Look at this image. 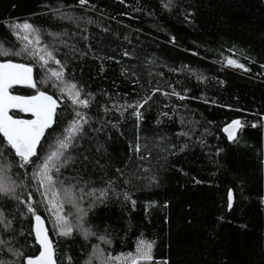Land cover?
Listing matches in <instances>:
<instances>
[{
  "label": "trees",
  "instance_id": "16d2710c",
  "mask_svg": "<svg viewBox=\"0 0 264 264\" xmlns=\"http://www.w3.org/2000/svg\"><path fill=\"white\" fill-rule=\"evenodd\" d=\"M167 3L88 0L80 5L79 0H0V44L11 50L20 47L9 28L13 21H27L40 28L42 43L56 49L57 59L69 61L65 69L68 82L87 85L85 91L95 94L90 109H80L91 118V127H98L101 119L117 125L100 134L85 126L93 139L84 143V148L95 152L99 142L107 150L100 157L105 167L90 169L84 177L92 187L109 191L105 204L89 210L93 198L85 194L87 187L85 192L75 190L88 212L85 226L96 233L94 237L104 235L111 241L106 245L110 254L134 251V242L143 236L155 241L154 260L169 264H207L210 252L227 264H257L264 243V0H173V6L165 8ZM52 9L78 18V23L58 19ZM49 32L59 35L53 37ZM72 45L84 50L90 45L88 59H73ZM6 59L30 64L35 71L36 88L15 87L14 93L47 90L71 119V101L42 80L36 59L0 57ZM228 59L243 64L247 71L229 66ZM155 88L159 91L142 109L139 128L131 109L124 117L115 110L107 114L100 110V104L111 107L108 96L124 104L143 99ZM173 91L185 99L165 95ZM164 112L168 115H161ZM12 114L22 116L21 112ZM235 118L243 126L230 142L221 128ZM253 123L256 128L251 127ZM181 132L189 136L179 135ZM137 134L143 160L128 151ZM44 147L47 149V141ZM217 148L223 150L219 155ZM117 168L129 183H123ZM73 174L71 168L64 171L65 177ZM156 176L158 183H152ZM229 189L233 192L231 208ZM125 191L136 201L135 206L124 201ZM8 204L11 207L5 211L16 215V232L23 229L25 233L17 236L14 247L36 254L39 247L33 235H27V215L15 213L14 202ZM38 214L47 222L57 264H71L69 257L75 264H84L91 241L86 242L77 232L69 237L56 235L43 204ZM0 238L9 239L2 231ZM30 240L33 243L27 247Z\"/></svg>",
  "mask_w": 264,
  "mask_h": 264
},
{
  "label": "snow or ice",
  "instance_id": "6c2138e0",
  "mask_svg": "<svg viewBox=\"0 0 264 264\" xmlns=\"http://www.w3.org/2000/svg\"><path fill=\"white\" fill-rule=\"evenodd\" d=\"M87 2L88 0H79L80 5H85ZM120 3H124V0H120ZM163 6L165 8L172 7L173 0H168V3ZM92 7L95 8L94 5ZM51 12L58 19L78 23V18L61 12L60 9H52ZM188 15L190 16L191 13ZM91 22L89 20V23ZM10 28L12 34L22 40L23 45L17 51L5 50L0 47V56L26 55L33 59L38 58L42 67L48 65L50 61H54L59 69L51 72V76L55 77L51 87L53 89L58 88L60 95L66 96L67 100L71 101L72 112L71 119H68V115L61 111L58 98H54L47 90L42 91L37 88L36 93L29 96L11 95L9 88L13 84H26L28 87L36 88L32 80L33 69L29 64L14 63L11 59L0 62V231L3 235L9 237L7 240L0 238V256L7 255L11 257L8 260L0 259V264H56L53 245L48 238L46 229L43 227L41 215L38 214V207L43 204L52 214L54 217L53 227L57 230L59 236L69 237L73 234L74 229L69 224L67 216L63 214V205L68 203L76 208L79 214L78 221H83L88 214L84 208L79 206L81 198L75 196V190L85 192V187H87L85 194L93 198L88 205L89 210L97 205L105 204L109 191L105 188L96 189L92 187L84 177L90 174V169L95 170L97 167L103 169L105 167V164L101 163L100 157L107 150L105 144L99 142L96 143L95 152L92 151L91 147L84 148V143L93 139V137L88 136L85 126L87 125L93 133L100 134L111 132L117 125L111 121L101 119V121H98V127H91V118L80 109H90L95 101V94L85 91L87 85L68 82L65 69L68 67L69 61L67 59L63 61L57 59L55 48L50 49L48 46L35 47V45L40 44V28L29 22L12 24ZM48 34L54 37L59 35V33L52 32ZM83 39L87 41L88 37L85 36ZM85 48L87 50L72 45L70 48L71 57L75 59L79 56L80 60H87L91 47L85 45ZM65 55L68 56L69 53H65ZM124 55L127 56L128 53L125 52ZM94 58L102 59L100 57ZM107 59H112V57ZM227 64L247 71L243 64L234 59H228ZM261 67L264 68V65H261ZM104 70L103 63H101L100 72L103 73ZM72 79L74 80V77ZM158 91V88L152 89V93L146 95L143 99L134 102L125 101L124 104L118 103L117 100H113L111 96L104 93L111 100V107L106 103L100 104L99 107L105 114L115 110L119 112L121 117H124L131 109L130 115L135 117L136 127L139 128L143 119L142 109ZM116 95L119 96L120 94L117 93ZM165 95H175L178 99H185L184 96L175 91L165 93ZM12 108L19 109L20 112L30 113L31 118L14 119L13 116L8 114L9 109ZM161 115L167 116L168 114L164 112ZM261 119H264V117H261ZM108 124H111V128L108 127ZM242 126L240 120L234 119L222 131L227 134L230 142H234L236 132ZM251 127L256 128L257 124L253 123ZM58 128L61 129L60 132L56 131ZM49 130L51 131L49 132ZM205 131L207 132V129ZM179 135L189 136V133L181 132ZM109 139H111V136H109ZM45 141L48 143L47 149L44 147ZM199 143L203 145L204 140L200 138ZM185 147H187V144L181 146L179 150L183 152ZM128 151L134 153L141 160L145 159L139 143V134H137L134 146L129 143ZM221 151L223 150L217 148L216 154L219 155ZM171 154L175 155V152H171ZM69 168L72 169L74 174L65 177L64 171ZM116 171L120 173L124 184L130 182L128 178L124 177L121 169L117 168ZM193 179L195 180V178ZM195 182L197 184L202 183L199 180H195ZM152 183H158V176L152 178ZM108 184L112 186L113 181L110 180ZM96 192H99L98 196L95 195ZM37 195L41 197L39 201L35 199ZM122 195L125 202H130L135 206L136 201L130 199L127 191L123 192ZM8 201L15 203V213H19L21 217L27 215L30 224L27 235L31 237L34 234V243L39 245L38 254H26L23 248L14 247L17 236H24L25 233L23 229L19 233L16 232L14 227L16 215L5 211L6 208L11 207ZM232 201L233 192L229 189V208L232 207ZM262 203H264V198H262ZM21 206H24L26 212L22 210ZM218 219H222V217ZM82 235L87 242L89 237L95 236L96 233L85 228ZM97 238L105 240L104 235H99ZM107 242L110 243L111 241ZM32 243L30 240L27 247H31ZM154 245L155 241L146 240L141 236L134 242V251L112 255L102 252L98 245L93 244L92 252L85 264H169L167 260H154ZM259 253L257 264H260V257H264V243H261ZM209 256L211 258L207 260V264H227V261L221 262L211 252ZM68 259L71 264H75L71 257Z\"/></svg>",
  "mask_w": 264,
  "mask_h": 264
},
{
  "label": "rangeland",
  "instance_id": "374dc122",
  "mask_svg": "<svg viewBox=\"0 0 264 264\" xmlns=\"http://www.w3.org/2000/svg\"><path fill=\"white\" fill-rule=\"evenodd\" d=\"M25 22H27V21H13L10 25H12V24H23V23H25ZM10 25H9V28H10ZM10 30H11V28H10ZM11 32H12V30H11ZM14 37H15V39H16V42L19 43V45H20V47L17 49V50H19V49L22 47L23 42H22V40H21L20 38H18L17 36H14ZM53 37H54V36H53ZM55 37H56V36H55ZM0 47H2V48L5 49V50H11V49H9V48H5V47H3L1 44H0ZM35 47H40V48L45 47V45L42 43V39H41V38H40V44H39V45H35ZM17 50H11V51H17ZM0 57H3V56H0ZM36 61H37L38 66H39V70H41L42 80H43L44 82H48V83L52 84V82L55 80V77H52V76H51V72H52L53 70H58V69H59V66H58L57 64H55L54 61H50L48 65H45V66L42 67V66H41V63H40V61H39L38 58H36ZM193 71H194V70H193ZM194 72H195V71H194ZM69 83H70V82H69ZM50 87H51V86H50ZM57 90H58V92H59V89H58V88H57ZM62 96H63V95H62ZM62 96H61V98H63V99H64V97L67 98L66 96H63V97H62ZM75 196L78 197L77 194H75ZM79 198H80V197H79ZM43 206H44V205H43ZM79 206H80L81 208H83V207L81 206V204H80ZM44 209H45V211L47 212L48 219H49V222H50V227L54 230L55 234L57 235V230L54 229V227H53V225H54V217H53L52 214L46 209L45 206H44ZM63 214L67 216L68 221H69V224L73 227L74 232H77V233H79V234L82 235L83 230H84L85 228H87V227L85 226L84 221H78V215H79V214L77 213L76 208H73L71 204L65 203V204L63 205ZM78 225H79V226H78ZM87 229H88V228H87ZM82 236H83V235H82ZM89 240L91 241V243H90L91 246H90L89 251H88V254H87V256H86V260L88 259L89 254L92 252V245H93V244L98 245L99 248H100V250H101L102 252H104V253H106V254L109 253V252L107 251V249H106V245H107V240H106V239H105V240H100V239L97 238V236H96V237L91 236V237H89ZM86 260H85V261H86ZM84 264H85V262H84Z\"/></svg>",
  "mask_w": 264,
  "mask_h": 264
},
{
  "label": "water",
  "instance_id": "95a60500",
  "mask_svg": "<svg viewBox=\"0 0 264 264\" xmlns=\"http://www.w3.org/2000/svg\"><path fill=\"white\" fill-rule=\"evenodd\" d=\"M4 60H0V62H3ZM13 61V60H12ZM14 63H23V62H18V61H13ZM26 64V63H25ZM30 65V64H29ZM31 67H32V69H33V71H32V80H33V82H34V84L36 85V82H35V71H34V67L32 66V65H30ZM15 87H19V88H30V89H33V88H31V87H28L26 84H13L10 88H9V93L11 94V95H14V96H29V95H34L36 92H34V93H32V94H29V95H22V94H18V93H14L13 91H12V89L13 88H15ZM50 94V93H49ZM52 95V94H51ZM55 98V97H54ZM13 112H20L19 111V109H15V108H12V109H9V111H8V114L9 115H11V116H13V118L14 119H30L31 118V115H30V113H24V112H21L22 113V116H14L12 113ZM235 119H237V120H240L239 118H235ZM232 120H234V119H232ZM231 120V121H232ZM231 121H229L228 123H226L225 125H223L222 126V128H221V131H222V129L227 125V124H229V123H231ZM239 130H240V128L237 130V132H236V136H235V138L237 137V135H238V133H239ZM222 133H223V135L226 137V139L228 140V138H227V134L226 133H224L223 131H222ZM229 141V140H228ZM41 215V214H40ZM41 219H42V222H43V227L46 229V231H47V233H48V238H49V240L52 242V239H51V237H50V233H49V228H48V225H47V222H46V220H45V218L41 215ZM33 237H34V234H33ZM35 239V238H34ZM52 245H53V242H52ZM37 246L39 247V245L37 244ZM53 249H54V245H53ZM36 254H38V252L36 253ZM54 260L56 261V258H55V250H54ZM56 264H57V262H56Z\"/></svg>",
  "mask_w": 264,
  "mask_h": 264
}]
</instances>
